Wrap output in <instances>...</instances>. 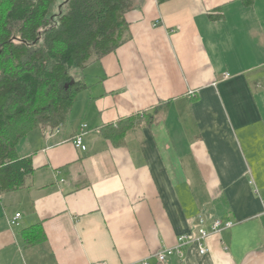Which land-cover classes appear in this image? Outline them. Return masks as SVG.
Returning a JSON list of instances; mask_svg holds the SVG:
<instances>
[{
  "label": "crops",
  "instance_id": "crops-1",
  "mask_svg": "<svg viewBox=\"0 0 264 264\" xmlns=\"http://www.w3.org/2000/svg\"><path fill=\"white\" fill-rule=\"evenodd\" d=\"M126 19L66 122L19 145L34 171L0 193V264H264V0H134ZM200 216L235 225L160 262Z\"/></svg>",
  "mask_w": 264,
  "mask_h": 264
},
{
  "label": "trees",
  "instance_id": "trees-1",
  "mask_svg": "<svg viewBox=\"0 0 264 264\" xmlns=\"http://www.w3.org/2000/svg\"><path fill=\"white\" fill-rule=\"evenodd\" d=\"M133 1L0 0V193L20 189L34 171L18 152L28 134L64 124L87 88L73 71L127 40ZM122 124L105 135L122 137Z\"/></svg>",
  "mask_w": 264,
  "mask_h": 264
},
{
  "label": "built area",
  "instance_id": "built-area-1",
  "mask_svg": "<svg viewBox=\"0 0 264 264\" xmlns=\"http://www.w3.org/2000/svg\"><path fill=\"white\" fill-rule=\"evenodd\" d=\"M227 74L226 76H229ZM88 125L83 124L81 126V132L75 139V144L77 147L86 149V145L83 141L84 132L87 129ZM21 218V213H17L14 217L10 219V224L12 226H18L20 224L19 219ZM235 225L234 221L223 220L221 218H214L208 224V220L204 216H200L198 220V231L196 234H182L178 237V243L174 247H165L158 254V260L162 263L167 262L168 258L172 256H177L183 258L185 256V249L189 244H196L198 250L201 254H206L209 252L210 248L208 246V239L211 235L221 233L226 229H230ZM142 264H149L147 261H144Z\"/></svg>",
  "mask_w": 264,
  "mask_h": 264
},
{
  "label": "rangeland",
  "instance_id": "rangeland-1",
  "mask_svg": "<svg viewBox=\"0 0 264 264\" xmlns=\"http://www.w3.org/2000/svg\"><path fill=\"white\" fill-rule=\"evenodd\" d=\"M78 73H79V72L76 73V71H73V74H74V75H75V74H78Z\"/></svg>",
  "mask_w": 264,
  "mask_h": 264
}]
</instances>
